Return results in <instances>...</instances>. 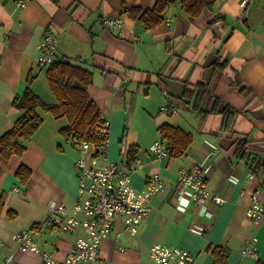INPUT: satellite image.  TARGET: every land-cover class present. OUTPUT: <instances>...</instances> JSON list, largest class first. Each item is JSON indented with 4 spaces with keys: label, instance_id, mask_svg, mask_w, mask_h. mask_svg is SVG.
I'll list each match as a JSON object with an SVG mask.
<instances>
[{
    "label": "crops",
    "instance_id": "1",
    "mask_svg": "<svg viewBox=\"0 0 264 264\" xmlns=\"http://www.w3.org/2000/svg\"><path fill=\"white\" fill-rule=\"evenodd\" d=\"M124 1L128 8L147 9L157 0ZM104 16L122 23L109 26ZM46 32L56 37L55 60H70L93 72L88 94L101 118L110 121L107 159L129 171L137 188L145 187L154 172L166 185L151 198L137 233L125 230L116 216L99 257L82 264H161L150 252L157 243L190 251L195 256L190 264H214L208 250L214 246L226 248V264L264 261V217L257 221L247 215L250 194L256 190L264 198V0H217L197 17L176 1L153 28L131 17L123 0H0V135L21 115L14 100L27 87L46 102H56L46 75L49 65L37 60ZM199 82L207 88L200 96ZM213 97L240 110L229 126L222 113L200 110L213 104ZM197 99L200 108L193 107ZM162 106L176 111H162ZM40 113L43 124L23 154L5 157L0 148L5 200L0 264H41L40 253L18 248L12 238L18 230L31 229L54 264H64L77 236L84 234L81 226L60 230L58 214L42 227L53 214L52 201H75L80 183L75 162L83 152L62 133L65 116ZM162 123L190 132L181 156L158 158L151 150L161 139ZM238 138L248 139L259 160L247 162L237 155ZM134 160L140 164L130 170ZM21 164L31 171L27 182L16 173ZM195 164L225 198L222 204L211 200L195 208L189 191L177 195L178 170ZM252 169L255 178L250 180ZM246 245L255 247L257 256L244 253ZM7 256L12 258L5 262Z\"/></svg>",
    "mask_w": 264,
    "mask_h": 264
},
{
    "label": "built area",
    "instance_id": "2",
    "mask_svg": "<svg viewBox=\"0 0 264 264\" xmlns=\"http://www.w3.org/2000/svg\"><path fill=\"white\" fill-rule=\"evenodd\" d=\"M103 21L109 26L122 23L121 18L107 16H104ZM38 47L40 65H50L55 60V35L46 32ZM161 110L175 112L176 108L162 106ZM109 127L110 121L105 120L104 126L98 132L99 136L109 134ZM72 140L83 152L75 162L80 179L76 199L72 204L52 201L49 208L53 214L42 223V227L54 223L57 214L62 218L60 230L73 231L81 226L84 234L77 236L63 263L82 264L99 257L103 239L108 235L116 216L122 218L125 230L131 234L137 233L139 224L149 215L151 198L163 191L166 185L161 174L154 172L149 176L145 187H135L131 183L130 172L122 171L117 162L107 159L106 148L109 137L105 141L104 149L99 153L94 142L80 140L77 137ZM151 150L158 158L168 155L167 146L162 139L156 140ZM139 164V160H134L130 170ZM207 178V174L199 164L180 168L175 179L177 195L189 191L195 208L205 206L211 200L222 204L225 198L209 185ZM253 178L254 174L250 172L248 179ZM247 215L257 221L264 217V198L259 191L255 190L250 194ZM12 238L21 251L31 250L40 253L41 264H54L52 253L37 244L31 229L18 230L12 234ZM2 244L3 240L0 238V250ZM150 252L153 259L161 264L170 262L190 264L195 260V256L186 249L168 247L159 243L152 245ZM243 252L257 256L255 247L246 245ZM11 258L7 256L5 262Z\"/></svg>",
    "mask_w": 264,
    "mask_h": 264
},
{
    "label": "trees",
    "instance_id": "3",
    "mask_svg": "<svg viewBox=\"0 0 264 264\" xmlns=\"http://www.w3.org/2000/svg\"><path fill=\"white\" fill-rule=\"evenodd\" d=\"M178 1L182 10L189 16H200L205 9H212L217 0H157L153 7L142 9L140 7L125 6V11L134 19L141 21L145 27L153 28L163 20V13L168 6ZM219 19V18H218ZM214 20L211 21V23ZM47 79L52 92L56 97V102H46L41 96L35 93L31 88L16 96L14 106L21 110V115L14 122L13 126L0 135V148L5 157L21 155L26 150L28 142L43 124V116L40 109L51 112L55 117L65 116L68 124L62 128V133L72 140L77 137L80 140H88L97 145L99 153L105 147V141L109 134L99 136L98 132L104 126V119L101 118V112L96 102L88 94V86L92 81L93 72L75 62L66 59H56L46 69ZM199 82V96L206 91V84ZM213 104L201 107V111L220 112L224 115L225 126H229L233 120L234 114L240 110L235 109L222 100L213 97ZM200 105V99L193 104V107ZM200 108V106H199ZM198 108V109H199ZM161 139L167 146L170 156H181L187 150L191 142L190 132L184 130L181 126L169 123H162L158 126ZM73 141V140H72ZM248 139L238 138V147L236 153L247 162L255 163L259 160L258 152L252 150L248 144ZM17 175L23 182H27L30 177V169L21 164ZM5 204L4 194L0 192V215ZM11 217L15 214L9 210ZM214 254V264H226L228 251L222 246L209 247ZM256 264H264V261L258 260Z\"/></svg>",
    "mask_w": 264,
    "mask_h": 264
},
{
    "label": "rangeland",
    "instance_id": "4",
    "mask_svg": "<svg viewBox=\"0 0 264 264\" xmlns=\"http://www.w3.org/2000/svg\"><path fill=\"white\" fill-rule=\"evenodd\" d=\"M43 36H44V35H43ZM42 38H43V37H42ZM42 38H41V39H42ZM40 41H41V40H40ZM39 53H40V51H39ZM38 56H39V55H38ZM37 60H38V58H37ZM54 61H55V60H54ZM38 64L40 65L39 60H38ZM254 171H255V170L252 169V170L249 171V173L252 172V173L254 174V178H255V172H254ZM248 175H249V174H248ZM254 178H253V179H254Z\"/></svg>",
    "mask_w": 264,
    "mask_h": 264
}]
</instances>
